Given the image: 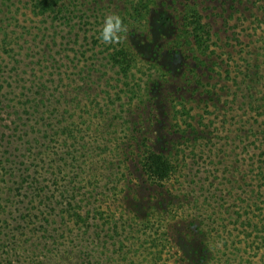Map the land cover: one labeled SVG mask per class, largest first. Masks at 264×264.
<instances>
[{
  "label": "trees",
  "instance_id": "trees-1",
  "mask_svg": "<svg viewBox=\"0 0 264 264\" xmlns=\"http://www.w3.org/2000/svg\"><path fill=\"white\" fill-rule=\"evenodd\" d=\"M0 264H264V0H0Z\"/></svg>",
  "mask_w": 264,
  "mask_h": 264
},
{
  "label": "clouds",
  "instance_id": "clouds-1",
  "mask_svg": "<svg viewBox=\"0 0 264 264\" xmlns=\"http://www.w3.org/2000/svg\"><path fill=\"white\" fill-rule=\"evenodd\" d=\"M127 32L123 18L117 13L104 16L97 39L103 45L119 44Z\"/></svg>",
  "mask_w": 264,
  "mask_h": 264
},
{
  "label": "rangeland",
  "instance_id": "rangeland-1",
  "mask_svg": "<svg viewBox=\"0 0 264 264\" xmlns=\"http://www.w3.org/2000/svg\"><path fill=\"white\" fill-rule=\"evenodd\" d=\"M234 19H235V16H234L233 19H231V25H233V23H234ZM233 29H235V28L233 27Z\"/></svg>",
  "mask_w": 264,
  "mask_h": 264
}]
</instances>
